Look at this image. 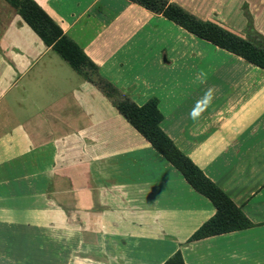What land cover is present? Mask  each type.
I'll list each match as a JSON object with an SVG mask.
<instances>
[{
  "label": "crops",
  "instance_id": "1",
  "mask_svg": "<svg viewBox=\"0 0 264 264\" xmlns=\"http://www.w3.org/2000/svg\"><path fill=\"white\" fill-rule=\"evenodd\" d=\"M33 1L113 85L131 70L124 86L144 93L143 71L186 54L164 48L169 21L127 0ZM172 1L264 45V0H212L217 19ZM225 53L181 81L161 128L252 227L188 242L209 200L0 0V264H162L176 251L185 264H264V70Z\"/></svg>",
  "mask_w": 264,
  "mask_h": 264
},
{
  "label": "trees",
  "instance_id": "2",
  "mask_svg": "<svg viewBox=\"0 0 264 264\" xmlns=\"http://www.w3.org/2000/svg\"><path fill=\"white\" fill-rule=\"evenodd\" d=\"M21 19L47 46L106 96L127 123L175 170L197 193L209 200L214 214L188 238V242L216 235L241 231L252 227L239 207L209 180L202 170L184 154L162 130L163 115L156 98L137 105L129 98L117 99L115 86L101 78L97 66L83 50L65 35L60 27L33 0H5ZM145 10L161 15L197 39L241 58L246 63L264 70V45L242 38L217 23L202 21L182 7L168 0H127ZM162 264H185L176 251Z\"/></svg>",
  "mask_w": 264,
  "mask_h": 264
},
{
  "label": "rangeland",
  "instance_id": "3",
  "mask_svg": "<svg viewBox=\"0 0 264 264\" xmlns=\"http://www.w3.org/2000/svg\"><path fill=\"white\" fill-rule=\"evenodd\" d=\"M168 1L170 2L171 0H168ZM210 2H212V0H200V1L193 0L191 4L192 5L197 4V5L195 7L194 6H191V7H193L194 9L197 8L196 11L197 13L199 12L198 14L202 18H205V17L208 18L210 17V14H214V16L217 19L218 15L215 14L216 12L212 10V7L210 6ZM164 24H167V23H165L164 21ZM170 24H171L170 29L163 27L164 28L163 30H165L166 32L170 31L171 33L170 37L166 38L167 45H165L164 48L166 49V51H169V49L179 50L180 48H182V50L183 49L186 50V54L185 53L182 54V56L178 58L177 61H173V65L171 67L172 69L170 71L155 70L158 67L153 69L155 71L153 70L150 72L143 71V76L141 77V79L145 81L149 79L148 80L149 85H147L148 88L146 89V91H144V93L142 92L141 89H139L138 87H135L134 84L128 85L127 87L124 86L128 82V77H130V75L133 73L131 70H124L120 75L117 73L116 76L119 79L118 80L119 84L114 85L119 93V95L117 96V99L129 98L135 104L141 105L143 103L142 101L145 96H148L149 98H156L159 103L160 111L163 112L164 114H167L171 110V108H173L172 106L178 105L177 98L181 94L180 91L182 89L181 81L190 80V79L195 78L197 72L200 73L201 75L204 74L203 77L205 78L208 77L207 75L210 74L209 71H206L205 69L203 70H199V69L202 67H205L206 65H210L216 62L217 58H220L221 56L220 54L226 55L225 53L226 51L216 48L212 46L211 44L206 43L205 41L195 38L194 36L189 34L187 31L183 30L182 28H180L179 26L175 25L172 22H170ZM160 27H161L160 25H157V28H160ZM247 39H250L253 41V39L249 37H247ZM161 46H162L161 44H158L153 49L156 53L155 55L156 58L159 59L158 61L162 62L164 59V55L163 54L160 55ZM158 73L160 75H158ZM152 75H153V78H152ZM146 76H150V77L147 78ZM186 88L187 87L183 86V90ZM190 91H193V88L190 89ZM8 96L10 97V93L7 92L4 95V98H7ZM174 99L176 100V102L170 103L171 100H174ZM108 103L110 104V102ZM92 104L95 106L94 101L92 102ZM97 105H99L98 106L99 108L104 110V105L102 104V102L97 103ZM110 105H112V103ZM110 105H109V108L114 107L113 105H112L113 107Z\"/></svg>",
  "mask_w": 264,
  "mask_h": 264
},
{
  "label": "clouds",
  "instance_id": "4",
  "mask_svg": "<svg viewBox=\"0 0 264 264\" xmlns=\"http://www.w3.org/2000/svg\"><path fill=\"white\" fill-rule=\"evenodd\" d=\"M201 77H197V79H200ZM213 99V89H208V91L205 93V96L202 101H197V104L199 105L200 103H209ZM200 114V109L194 108L192 112L190 113L191 118L196 119L197 116Z\"/></svg>",
  "mask_w": 264,
  "mask_h": 264
}]
</instances>
